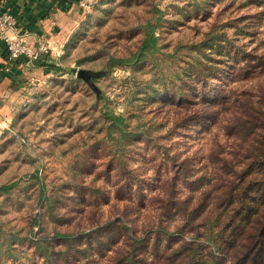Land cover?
<instances>
[{"label": "rangeland", "instance_id": "374dc122", "mask_svg": "<svg viewBox=\"0 0 264 264\" xmlns=\"http://www.w3.org/2000/svg\"><path fill=\"white\" fill-rule=\"evenodd\" d=\"M60 22L2 114L0 264H45V239L53 264H115L131 234L151 235L139 250L153 264L182 244L161 229L212 247L223 181L264 157L246 116L264 131V0H96ZM150 28L157 50L135 62Z\"/></svg>", "mask_w": 264, "mask_h": 264}, {"label": "trees", "instance_id": "16d2710c", "mask_svg": "<svg viewBox=\"0 0 264 264\" xmlns=\"http://www.w3.org/2000/svg\"><path fill=\"white\" fill-rule=\"evenodd\" d=\"M157 47V37L154 29L150 28L134 61H140L144 58L146 52H153L157 50ZM134 61L132 59L114 60L115 63L120 64H131ZM246 116L252 117V120L248 121L253 128L250 133L254 135V138L264 140V131H261L260 127L254 123V118L259 117L257 112L254 109H249ZM106 118L121 127L122 118L113 116ZM124 134L127 133L124 131ZM253 157L254 161L249 167L256 164L259 167L257 170L253 168L246 169L243 179L238 180L240 182L237 181L238 177L230 176L232 174L230 172L228 178L226 177V180L223 181L224 185L222 186L225 188L224 200L215 206L214 211H217V213L214 220H206V225L211 226L209 230L211 236L208 240L211 241L212 247L206 246L197 240L184 242L179 238L175 239L174 237L178 236L177 233L171 234L169 231L161 229L158 231L159 235L165 234L170 240H177L182 244L180 250L173 253L162 251L161 255L156 256L153 264H224L228 260L234 262V264H264V157L259 154H255ZM251 169L253 171L249 172ZM254 170L256 171L254 172ZM253 173L260 174L263 179L250 180ZM242 182L244 185H242ZM12 187V185L0 187V192H8ZM186 210H188V206L184 208L185 212L183 214L189 215ZM190 219L192 222H196L192 218ZM222 226L224 228L221 230ZM215 230H218V233L212 236ZM228 230H231L229 236L227 234ZM133 235H129L131 241L129 246H132V250L121 255L122 257L115 264H150L148 255L143 249L149 245L151 235L141 238ZM54 239H63L67 243L75 242L72 235L57 233ZM51 244L52 240L48 242V239L35 243L37 252L45 264H53L60 256V252ZM140 245L144 246L143 253L139 250ZM205 258L206 260H204ZM61 260L63 264H72L66 257H61Z\"/></svg>", "mask_w": 264, "mask_h": 264}, {"label": "crops", "instance_id": "0c3cea01", "mask_svg": "<svg viewBox=\"0 0 264 264\" xmlns=\"http://www.w3.org/2000/svg\"><path fill=\"white\" fill-rule=\"evenodd\" d=\"M79 2L80 0H0V15L10 13L14 16L16 30L10 36H21L28 45L38 47L39 43L47 44L53 40V36L60 31V26H63L61 19ZM7 58V45L0 39V121L8 108L14 109L20 92L35 84L34 76L45 69L40 62L27 66L26 60L21 58L10 62V70L7 72L4 71Z\"/></svg>", "mask_w": 264, "mask_h": 264}, {"label": "built area", "instance_id": "2783aa9c", "mask_svg": "<svg viewBox=\"0 0 264 264\" xmlns=\"http://www.w3.org/2000/svg\"><path fill=\"white\" fill-rule=\"evenodd\" d=\"M96 0H80L79 7L82 10H89L93 7ZM16 30V21L14 16L10 13H3L0 15V39L7 45L8 58L4 71L9 72V63L14 60L24 58L26 65L31 66L39 63L43 56L49 53V46L45 43H39V46L28 45L26 39L18 36H10ZM2 130H9L7 124L0 121V133Z\"/></svg>", "mask_w": 264, "mask_h": 264}]
</instances>
